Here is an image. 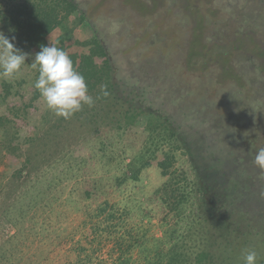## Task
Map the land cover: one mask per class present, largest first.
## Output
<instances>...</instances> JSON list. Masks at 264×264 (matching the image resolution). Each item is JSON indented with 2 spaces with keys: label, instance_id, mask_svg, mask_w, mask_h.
I'll list each match as a JSON object with an SVG mask.
<instances>
[{
  "label": "rangeland",
  "instance_id": "374dc122",
  "mask_svg": "<svg viewBox=\"0 0 264 264\" xmlns=\"http://www.w3.org/2000/svg\"><path fill=\"white\" fill-rule=\"evenodd\" d=\"M79 1L115 55V66L130 83L149 86L157 99L144 112L125 115L102 99L100 89L92 95L99 97L95 104L84 105L71 120L57 122L52 112L45 121L27 117L26 127L48 129L51 139L55 132L59 151L54 160L23 170L20 178L11 176L20 165L5 168L0 143V172L6 175H0V264H123L120 253L126 264H146V256L173 242L191 255L209 251L211 233L200 218L204 210L194 190L196 170L186 150L173 146L154 110L163 109L160 102L176 93L190 110L180 130L200 135L209 154H217L214 148L218 154L227 150L213 140L220 135L212 125L218 115L224 137L234 143L232 154L251 162L264 193V171L254 164L264 148V53L252 48L258 43L264 49V0ZM74 22L71 15L68 24ZM197 25L202 53L191 57ZM76 29L86 37L85 26ZM240 37L248 38L241 46L246 52L235 47ZM224 52L242 87L231 71L221 72L215 54ZM140 154L155 161L141 167L134 181L128 162ZM164 154L176 157L167 177L156 164ZM244 166L250 171L249 162ZM174 169L188 184L173 179ZM176 182L190 191L180 217L164 206V189ZM89 184L96 191L86 197Z\"/></svg>",
  "mask_w": 264,
  "mask_h": 264
},
{
  "label": "trees",
  "instance_id": "16d2710c",
  "mask_svg": "<svg viewBox=\"0 0 264 264\" xmlns=\"http://www.w3.org/2000/svg\"><path fill=\"white\" fill-rule=\"evenodd\" d=\"M80 4L79 0H0V30L10 38L15 36L16 39L12 41L15 46L32 54L26 59L18 78L12 82L0 78V143L7 161L5 168L11 164L20 165L11 174L13 178H20L23 170L30 172L39 160L47 161L50 157L54 160L59 151L58 139L54 140L57 138L55 132L51 139L48 137V129L40 132L35 129L36 126L34 128L25 126L27 117L45 121L51 113L34 87L38 70L31 67L34 55L41 50L42 45L50 46L52 42L66 51L75 69L85 77L89 94L93 95L103 87L108 94L105 96L101 92L102 99L121 108L125 115L132 112L140 114L144 112L143 110L151 108L157 99L149 86L142 87L137 84V80L130 83L121 69L115 66V55L110 53L107 43L91 21V16ZM71 15L75 19L74 25L68 24ZM78 25L85 26L86 37H82L81 32L76 29ZM197 26L198 29L193 28L190 41L191 57L193 54L202 53L200 42L203 38L202 30L199 29L201 25ZM247 39L237 38L236 49L246 52L247 49L244 50L241 46ZM253 46V51H260L256 52L257 55L264 53V49L258 43ZM215 58L221 63V72L228 74L231 71V77L239 87H242L241 77L232 72L230 54L227 52L215 54ZM165 99L160 102L163 109L154 110V118L162 122L163 129L173 138V146L186 150L188 159L196 170L194 190L203 206L204 216L200 218H203V223L211 233L212 246L209 251L191 255L173 242L169 248L158 250L152 257L146 256V264H244L242 254L246 249H255L258 253L257 264H264V193L260 190V180L251 170L253 167L251 162L240 154H232L231 146L234 143L224 137L220 126L221 118L218 115L213 118L212 125L217 127L220 135L213 140L227 147V150L224 154H218L220 150L217 151L212 146L217 154H209V145L200 135L193 137L180 130L183 121L187 120L188 123L190 115V110L183 106L181 97L173 92V99ZM171 104L173 112H168L166 108L172 107ZM81 113L82 110L73 116ZM178 114L182 117L179 118ZM63 120L65 119L59 117L57 122ZM52 127L55 126L50 128ZM27 128L32 130L26 132ZM143 157L142 154L135 155L128 162L129 178L134 181L138 180L141 167L155 161L154 158L147 157L142 160ZM174 161H176L174 154H164L157 160L156 164L163 176H169V168ZM245 162L250 163L251 173L249 168H245ZM175 170L173 179L188 184L184 177L174 174ZM0 175H3V171ZM127 178L124 176L122 180ZM51 179L49 178L46 183L50 185ZM186 187L179 186L176 182L175 187L164 189L167 195L164 206L176 211L179 217L182 214V202L190 195V191H185ZM85 188L86 197L92 196L95 189L93 190L91 184L85 185ZM179 190L185 192L178 195ZM111 213L108 215L112 216ZM121 255L120 253L118 260L126 264L127 258L121 259Z\"/></svg>",
  "mask_w": 264,
  "mask_h": 264
},
{
  "label": "clouds",
  "instance_id": "9594fccd",
  "mask_svg": "<svg viewBox=\"0 0 264 264\" xmlns=\"http://www.w3.org/2000/svg\"><path fill=\"white\" fill-rule=\"evenodd\" d=\"M11 38L0 30V78L12 82L19 77L21 68L31 53L17 48ZM31 67L38 70L34 87L39 91L48 110L65 120L80 112L84 105L92 107L94 98L89 94L85 77L78 72L69 54L56 43L42 45L34 55ZM106 96L108 93L101 88ZM254 164L264 171V148L255 155ZM244 264H257L258 253L246 249L242 254Z\"/></svg>",
  "mask_w": 264,
  "mask_h": 264
}]
</instances>
